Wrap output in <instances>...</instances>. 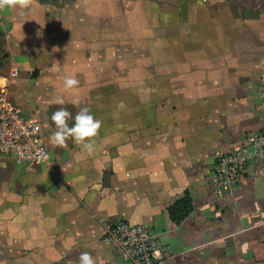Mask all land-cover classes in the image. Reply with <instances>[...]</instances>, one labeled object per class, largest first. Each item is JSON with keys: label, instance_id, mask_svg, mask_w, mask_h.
Returning <instances> with one entry per match:
<instances>
[{"label": "crops", "instance_id": "1", "mask_svg": "<svg viewBox=\"0 0 264 264\" xmlns=\"http://www.w3.org/2000/svg\"><path fill=\"white\" fill-rule=\"evenodd\" d=\"M65 76L79 81L71 92ZM263 78L264 0H17L0 10V83L39 122L50 154L38 166L0 158V264H79L82 252L130 264L101 243L118 222L151 227L168 264H264V161L223 199L209 183L218 157L263 130ZM102 90L114 99L99 114L89 101ZM82 107L102 122L93 151L51 143L52 114ZM185 195L192 211L177 225L168 209Z\"/></svg>", "mask_w": 264, "mask_h": 264}, {"label": "built area", "instance_id": "2", "mask_svg": "<svg viewBox=\"0 0 264 264\" xmlns=\"http://www.w3.org/2000/svg\"><path fill=\"white\" fill-rule=\"evenodd\" d=\"M259 93L264 106V78ZM0 158L29 166L43 165L50 159L41 139L39 122L21 113L1 83ZM260 161H264V128L248 141L247 146L216 159L209 178L215 198L220 200L230 195L241 183L247 166ZM101 243L130 264H168L167 248L160 235L147 225L107 223Z\"/></svg>", "mask_w": 264, "mask_h": 264}, {"label": "clouds", "instance_id": "3", "mask_svg": "<svg viewBox=\"0 0 264 264\" xmlns=\"http://www.w3.org/2000/svg\"><path fill=\"white\" fill-rule=\"evenodd\" d=\"M17 0H0V10L8 9L15 5ZM25 5L21 3L19 7ZM79 81L72 76H65L63 80V90L71 92L78 85ZM73 105H79L78 98L72 99ZM69 119H73L74 123L69 126ZM51 120L54 122L55 131L50 136V142L63 146L68 139H72L77 145L82 146L85 150L92 152L94 147V139L102 126V122L94 117L88 107H82L76 113L74 118L66 109L55 111ZM79 264H96L95 258L89 252H82L79 256Z\"/></svg>", "mask_w": 264, "mask_h": 264}, {"label": "trees", "instance_id": "4", "mask_svg": "<svg viewBox=\"0 0 264 264\" xmlns=\"http://www.w3.org/2000/svg\"><path fill=\"white\" fill-rule=\"evenodd\" d=\"M192 211V202L189 195H185L168 209L170 220L179 225Z\"/></svg>", "mask_w": 264, "mask_h": 264}, {"label": "rangeland", "instance_id": "5", "mask_svg": "<svg viewBox=\"0 0 264 264\" xmlns=\"http://www.w3.org/2000/svg\"><path fill=\"white\" fill-rule=\"evenodd\" d=\"M105 80L103 81L104 84H108L109 79L111 77H104ZM113 99H114V92L113 91H105L102 90L101 92H92L90 93V101L89 104L92 106L94 105L95 111H98L99 114H101V105L107 108V111H112V105H113Z\"/></svg>", "mask_w": 264, "mask_h": 264}]
</instances>
